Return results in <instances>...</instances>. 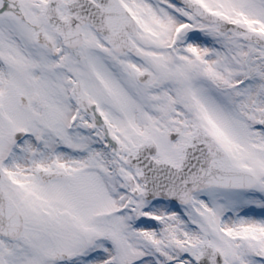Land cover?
<instances>
[{"label":"snow or ice","instance_id":"6c2138e0","mask_svg":"<svg viewBox=\"0 0 264 264\" xmlns=\"http://www.w3.org/2000/svg\"><path fill=\"white\" fill-rule=\"evenodd\" d=\"M0 264H264V0H0Z\"/></svg>","mask_w":264,"mask_h":264}]
</instances>
